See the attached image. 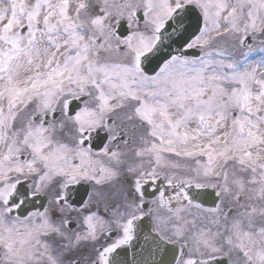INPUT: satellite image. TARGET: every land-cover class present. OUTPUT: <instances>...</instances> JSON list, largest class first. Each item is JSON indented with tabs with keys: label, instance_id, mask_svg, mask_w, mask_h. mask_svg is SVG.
Segmentation results:
<instances>
[{
	"label": "snow or ice",
	"instance_id": "obj_1",
	"mask_svg": "<svg viewBox=\"0 0 264 264\" xmlns=\"http://www.w3.org/2000/svg\"><path fill=\"white\" fill-rule=\"evenodd\" d=\"M0 264H264V0H0Z\"/></svg>",
	"mask_w": 264,
	"mask_h": 264
}]
</instances>
